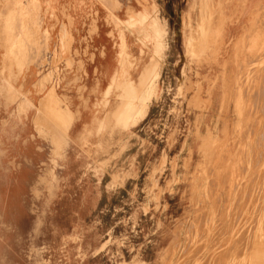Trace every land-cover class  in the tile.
I'll list each match as a JSON object with an SVG mask.
<instances>
[{
  "label": "rangeland",
  "instance_id": "1",
  "mask_svg": "<svg viewBox=\"0 0 264 264\" xmlns=\"http://www.w3.org/2000/svg\"><path fill=\"white\" fill-rule=\"evenodd\" d=\"M150 4L161 37L137 20L146 9L128 21L146 27L147 75L160 69L145 114L115 125L105 95L88 121L69 127L71 115L60 122L51 111L36 119L34 160L0 170V264H242V253L264 251L253 242L264 235V29L246 33L229 71L216 64L220 103L183 110L174 0ZM159 42L163 54L153 51ZM83 128L86 142L76 139ZM66 133L57 153L52 140Z\"/></svg>",
  "mask_w": 264,
  "mask_h": 264
},
{
  "label": "crops",
  "instance_id": "2",
  "mask_svg": "<svg viewBox=\"0 0 264 264\" xmlns=\"http://www.w3.org/2000/svg\"><path fill=\"white\" fill-rule=\"evenodd\" d=\"M144 9H152L145 0H0V170L34 160L35 121L45 112H57L60 122L72 115L70 127L74 119L90 120L105 95L103 110H114L122 67L125 84L144 88L146 27L128 23ZM263 14L264 0H174V94L182 88L176 99L183 110L220 103L222 93L210 83L216 64L232 68L246 33L264 29ZM184 87L191 89L185 94ZM49 93L57 111L46 101ZM88 130L76 139L86 142ZM67 136L52 140L57 153Z\"/></svg>",
  "mask_w": 264,
  "mask_h": 264
},
{
  "label": "bare ground",
  "instance_id": "3",
  "mask_svg": "<svg viewBox=\"0 0 264 264\" xmlns=\"http://www.w3.org/2000/svg\"><path fill=\"white\" fill-rule=\"evenodd\" d=\"M150 5H152V4H150ZM147 11L148 12L146 14L144 13L143 15L138 16L137 20L140 21V19H141L140 23H142L144 21H145L144 23L149 22V26H150L152 23V18H153L154 19L153 23H155V28L153 30V32H154L153 34H154V37L157 39V36L161 37V29H159V27L156 26V22H159L155 16L157 9L154 5H152V9L147 10ZM150 12H151V14H150ZM151 15H153V16H151ZM120 50H122V49H120ZM160 50H161V53L163 54V47L161 46L160 42L154 44V48H153L154 53L159 52ZM152 62H153V59L151 60L150 64L146 67L145 71L143 72V74L141 76V84L144 86L143 89H140L141 91L136 89L135 86L132 84L126 85L125 84V77L123 75L121 76V78L119 80V83L123 84L122 86H120L122 88L121 99H120L119 104L117 106H115L113 113H112V117H113L114 123H116V125L123 124V125L128 126V124H132L133 122L135 123V121H137L139 118H141L145 114L147 102L151 99V97L154 95V93L156 91L155 88H156V83H157L158 74H159V70H160V69H158L159 67H157V68H155V70H153L150 73V75H147ZM237 94H239V91ZM239 95H241V94H239ZM54 98H55V95H54ZM54 98H53V101L55 102L56 99H54ZM55 104H56V102H55ZM236 109L237 108H235V110ZM239 109H242V108H239ZM236 115H237V113H236ZM71 119H72V115L67 116V123H69ZM88 133H89V130H88ZM88 133H85V135H87ZM258 230L264 231V227H260V228H258ZM255 236L259 240L257 242H255V240L253 238L254 244L257 245V243H258L259 246L261 244L264 245V240H263L264 235L258 236V235L254 234V237ZM261 238H262V240L260 241ZM207 243H208V241H207ZM242 254H243V256H241V258L239 259V262H241L242 264H252L256 260L264 262V251L261 253L259 251V249H257V251H253L250 255L247 252H244ZM234 264H235V262H234Z\"/></svg>",
  "mask_w": 264,
  "mask_h": 264
}]
</instances>
